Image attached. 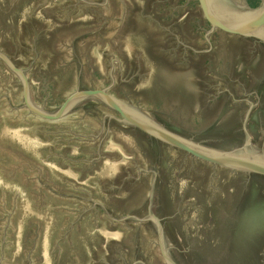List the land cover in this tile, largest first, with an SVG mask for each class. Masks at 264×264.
Segmentation results:
<instances>
[{
  "label": "water",
  "instance_id": "water-1",
  "mask_svg": "<svg viewBox=\"0 0 264 264\" xmlns=\"http://www.w3.org/2000/svg\"><path fill=\"white\" fill-rule=\"evenodd\" d=\"M250 39L264 0H0V264H230L206 218L264 179ZM253 185L241 239L264 231Z\"/></svg>",
  "mask_w": 264,
  "mask_h": 264
},
{
  "label": "flooded vegetation",
  "instance_id": "flooded-vegetation-1",
  "mask_svg": "<svg viewBox=\"0 0 264 264\" xmlns=\"http://www.w3.org/2000/svg\"><path fill=\"white\" fill-rule=\"evenodd\" d=\"M246 1L251 6L249 1L248 0ZM261 3H262V0H261ZM235 37H239V36H235ZM239 38L248 39L244 37H239ZM250 40L251 42L254 41L255 46H258L259 48H261V51L264 55V40H261V41H258V40L255 41L253 39H250ZM262 61H264V58L262 59ZM262 70H264V62H263ZM238 107H241V106H238ZM233 110L237 111V109H233ZM215 129H216L217 134H220L223 137L225 136L226 138L233 137V138H236V140H239V139H242L243 136L245 135L244 130L237 129L235 125L233 126V128L231 127L228 128L225 126H218V127H215ZM222 171H224L223 172L224 174L230 175V173H228L226 170L222 169ZM250 182L254 183L255 187L253 189H257L256 192L262 193V188H264V179L258 177L257 175H252L249 179L245 180L243 184L244 189L245 190L247 189L248 191V193L244 197H242L239 193V190H237L236 191L237 194H234L236 197L234 198L232 196L228 197L227 195V196H224V198H222L226 202H228L232 208L234 207L237 208V210L234 213V216H235L234 219L226 218V217L224 218L223 217L224 213H222L221 211H216L215 209H214L215 211L210 212L212 215L206 218V220L213 219V222H211L212 224L209 230H211L213 226H217L215 227V229H213L212 232L214 231L219 232V230L221 229L229 230L230 240H231L230 246L233 250V256H234L230 264H264V259L262 260L258 256V255H261L262 257H264V253L261 252V251H264V231L259 229V230L254 231L252 234L246 233V236H244L242 239H241L242 236L235 235L237 231L236 228L238 229L240 225L239 223H240L241 214L245 212V209L250 208V206H253L252 205L253 202L258 203L255 201L254 195L253 194L252 196L250 195L251 192H254V191H249ZM167 187L168 188H165L163 190L164 192L161 194V198L159 199L160 200L159 203L161 204L156 206L159 210H163V212L170 211L169 208L171 207V202L173 201V196L170 194V191H172L171 187L170 186H167ZM257 197L259 198L260 196H257ZM219 198L221 197L218 196V199ZM202 214L206 215L207 213H202ZM176 224L178 223H175V225ZM209 234H212V233L210 232ZM249 239H251V242H248ZM192 262H194V264H201L203 263V259L200 258V256H198L196 259L192 258Z\"/></svg>",
  "mask_w": 264,
  "mask_h": 264
},
{
  "label": "trees",
  "instance_id": "trees-1",
  "mask_svg": "<svg viewBox=\"0 0 264 264\" xmlns=\"http://www.w3.org/2000/svg\"><path fill=\"white\" fill-rule=\"evenodd\" d=\"M249 3H250V1H249ZM258 3H259V0H254V2H251V6L256 7V6L258 5ZM252 194L254 195L255 193L252 192ZM256 195H257V192H256ZM257 196H258V195H257ZM204 216H205V215H204Z\"/></svg>",
  "mask_w": 264,
  "mask_h": 264
}]
</instances>
